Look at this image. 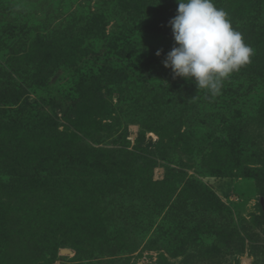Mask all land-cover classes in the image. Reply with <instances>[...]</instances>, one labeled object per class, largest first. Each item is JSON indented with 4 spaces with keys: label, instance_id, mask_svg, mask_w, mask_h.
<instances>
[{
    "label": "rangeland",
    "instance_id": "1",
    "mask_svg": "<svg viewBox=\"0 0 264 264\" xmlns=\"http://www.w3.org/2000/svg\"><path fill=\"white\" fill-rule=\"evenodd\" d=\"M170 1L171 6L169 0H0V90L8 87L13 93L0 100V112L4 111L9 118L15 117L17 113L22 114L28 101L36 98L39 104L35 103V120L41 121L44 112L59 125L50 126L48 134L54 140L45 150L52 156L73 149L91 160L98 156L91 149L102 148L104 155L116 157L114 152L119 140H114L117 132L111 131L109 126L115 122L113 118L117 114L124 116L121 112L126 113L129 110L126 108L134 103L138 95L133 96L130 91L141 92L143 99L139 101L143 107L149 104L154 108L152 112L160 113L153 119L175 121L179 130L193 133L186 135V146L180 145L182 141L170 149L169 161L159 160L152 169L153 181L163 179L167 166L183 170L185 176L175 183V195L166 206L157 208L150 221L139 220L140 225H148L134 230L141 232L133 236L136 248L126 250L129 252L127 260L121 264H264V186L239 174L229 157L235 143L247 156L240 161L241 166H259L253 155L264 154V68L242 67L224 81L218 95L212 96L206 89H197L194 80L174 79L171 68L163 65L175 45L169 21L176 16L178 3ZM214 3L227 12L233 28L242 33L246 43H252L258 56H264L256 45L262 38L259 28L264 24V0H214ZM164 8L169 10L165 15L160 12ZM136 10H139L138 17L133 15ZM120 31L124 32L120 34ZM114 37L120 44L119 49L125 45L130 47L123 52L125 55L131 50L135 52L131 60L134 67L130 70L152 67L160 76L155 80L147 78L143 84H134L127 76L119 85H110L103 103V108L106 107L103 116L90 112L63 119L54 108L50 93H55V87L62 88L61 95L69 93L71 101L80 94L73 89V79L61 77V67L72 61L97 74L105 73L113 82V77L104 69H119L125 65L118 57L121 54L113 53L115 40L111 38ZM34 40L39 46H35ZM158 50H162L160 56L156 55ZM162 78L177 81L180 85H174V89L184 84L194 90L183 94L178 101L175 91L168 89L157 94L146 93V85H161ZM43 79L50 82L46 91L40 86ZM123 91L127 94L121 101ZM54 112H57L55 120ZM81 120H93L92 127L103 129L97 133L86 123L89 130L83 131L84 126L79 125ZM127 128V139L133 146L140 127L130 123ZM35 129H39L38 124ZM33 131L34 145L38 147L40 129ZM58 131L63 135L55 139ZM74 133L77 137L70 142ZM222 136L224 144L220 143ZM157 139L154 131L145 133L147 143ZM108 149L114 152L109 153ZM188 149L193 151L188 154ZM11 165L0 162L3 181L10 176L7 169ZM97 174H100V166ZM191 185L206 186L225 208L220 214L206 209L202 201L185 192ZM173 202L177 203L180 213L167 220L166 214ZM181 216L183 221L179 224ZM158 224L165 225L157 227ZM156 231L158 241L154 239ZM240 250L243 252L239 253ZM160 255L165 261L160 262ZM75 256L71 245L60 247L52 264H68Z\"/></svg>",
    "mask_w": 264,
    "mask_h": 264
},
{
    "label": "trees",
    "instance_id": "2",
    "mask_svg": "<svg viewBox=\"0 0 264 264\" xmlns=\"http://www.w3.org/2000/svg\"><path fill=\"white\" fill-rule=\"evenodd\" d=\"M169 3V6L173 4L170 0ZM166 10L164 8L160 12L165 15L169 11ZM137 13L139 10L134 11L133 15ZM259 32L262 38L256 41V45L264 55V24L260 26ZM111 39L115 40L112 44L113 53L121 54L118 57L125 63L119 69L110 67L104 69V72L113 77V82L105 73L97 74L91 68L85 69L72 61L69 65L61 67V77L73 79V89H77L80 94L77 99L71 101L69 93L61 95L62 88L55 87V93H50L53 95L54 108L60 111L63 119L70 120L78 113L90 112L92 115L103 116L106 111L103 103L109 95L110 85H119L127 76L134 84H143L147 78L155 80L156 76H160L158 70L152 67L146 70L142 68L130 70L134 67L131 60L135 52L131 50L132 55L130 53L128 56L125 55L123 52L130 47L125 45L126 47L119 49L117 38ZM34 44L39 46L38 41L34 40ZM247 44L251 46L252 43L248 41ZM254 51L251 63L247 64V67L264 68V56L259 57L258 51ZM46 79L40 82L41 88L45 87L43 91H46L47 85L50 84ZM174 79L178 80L177 77ZM86 80H90L87 85ZM176 84L180 85L168 78L163 79L161 85L155 83L149 84V87L146 85L145 90L146 93L154 94L166 89L175 91L176 101L186 92L194 90L182 84L178 91L174 89ZM11 92L8 87L0 90V100L3 101L5 96L13 94ZM130 92L133 96L138 95L134 103L126 108L129 109L126 113L121 112L124 116L117 114L113 118L115 122L109 126L111 131L117 132L113 133V136L114 140H119V146L115 152L112 149L107 151L114 152L116 157L104 155L105 149L92 147L91 150L98 153V156L95 159L92 157L91 160L73 149L52 156L45 150L49 142L54 140L48 134L50 126L57 128L59 125L51 121L44 112L41 113V121L35 120V103L39 104L36 98L28 101L22 114L17 113L15 117L9 118L4 111L0 112V162L12 164L7 169L10 174L8 179H5L7 181L0 178L2 264H52L57 257L58 249L66 245H71L76 251L75 258L68 264H121L127 260L126 254L129 252L126 250L136 248L133 236L141 232L135 233L134 230L148 225L147 223L140 225L139 220L150 221L157 208L166 206L169 199L175 195V183H179L185 176L183 170L167 166L163 179L153 181L152 169L159 160L169 161L170 149L174 145L183 141L180 145L186 146L188 139L186 135H192L193 131L179 130L178 125L172 120L153 119V116L160 113L152 112L154 108L149 104L147 108L151 109L143 107L144 104L139 101L143 99L141 92L132 93V90ZM125 94L126 91H123L121 101ZM55 119L57 112L54 114ZM93 122L81 120L79 125L84 126L81 130H89L86 123L97 133L99 129H103L92 127ZM130 123H137L140 127L133 146L127 139V126ZM37 124L40 131L35 129ZM33 130L40 132L41 144L38 147L34 145ZM149 130L157 134V141L146 142L145 133ZM57 133L55 139L63 135L61 131ZM72 136L70 142L77 137L75 133ZM221 139L220 143L224 144V137ZM238 145L235 143V147L230 148L232 150L229 157L234 162V168L239 174L252 178L257 184L264 186V154L253 155V159L259 161L256 163L259 166L247 164L241 166L240 161L247 156L238 149ZM192 151L188 149L187 153ZM105 157L110 159H104ZM99 166L100 174H97ZM187 191L194 199L202 201L204 207L213 213L220 214L225 208L206 186L191 185L185 192ZM176 207L177 203L173 202L166 214L167 220L170 217L175 218L180 213V209ZM183 213L186 214V211ZM262 219L264 221V218ZM182 221L183 216L180 217L179 224H182ZM162 225L158 224L157 227ZM255 225H259V222H255ZM155 234L157 237L154 239L158 241L157 231ZM241 252L243 251L240 250L239 253ZM161 261H165V258L160 255Z\"/></svg>",
    "mask_w": 264,
    "mask_h": 264
},
{
    "label": "clouds",
    "instance_id": "3",
    "mask_svg": "<svg viewBox=\"0 0 264 264\" xmlns=\"http://www.w3.org/2000/svg\"><path fill=\"white\" fill-rule=\"evenodd\" d=\"M169 21L175 45L163 61L174 78L194 80L197 89L218 95L234 72L251 63L254 49L233 28L227 12L214 0H177ZM162 50L156 52L161 55Z\"/></svg>",
    "mask_w": 264,
    "mask_h": 264
}]
</instances>
